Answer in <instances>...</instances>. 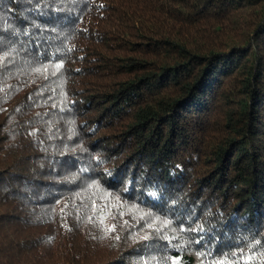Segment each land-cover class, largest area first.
I'll return each instance as SVG.
<instances>
[{
	"label": "trees",
	"instance_id": "1",
	"mask_svg": "<svg viewBox=\"0 0 264 264\" xmlns=\"http://www.w3.org/2000/svg\"><path fill=\"white\" fill-rule=\"evenodd\" d=\"M0 264H264V0H0Z\"/></svg>",
	"mask_w": 264,
	"mask_h": 264
}]
</instances>
